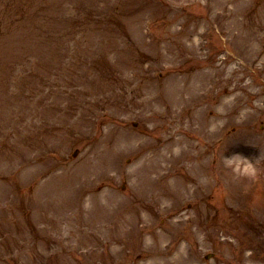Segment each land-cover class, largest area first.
Wrapping results in <instances>:
<instances>
[{
	"label": "rangeland",
	"instance_id": "1",
	"mask_svg": "<svg viewBox=\"0 0 264 264\" xmlns=\"http://www.w3.org/2000/svg\"><path fill=\"white\" fill-rule=\"evenodd\" d=\"M0 264H264V0H0Z\"/></svg>",
	"mask_w": 264,
	"mask_h": 264
},
{
	"label": "bare ground",
	"instance_id": "2",
	"mask_svg": "<svg viewBox=\"0 0 264 264\" xmlns=\"http://www.w3.org/2000/svg\"><path fill=\"white\" fill-rule=\"evenodd\" d=\"M200 159V158H199Z\"/></svg>",
	"mask_w": 264,
	"mask_h": 264
}]
</instances>
